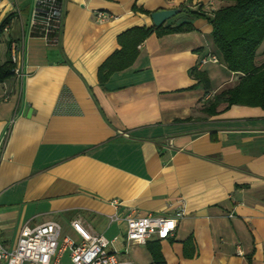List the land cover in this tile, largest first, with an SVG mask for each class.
I'll list each match as a JSON object with an SVG mask.
<instances>
[{
    "label": "crops",
    "instance_id": "0c3cea01",
    "mask_svg": "<svg viewBox=\"0 0 264 264\" xmlns=\"http://www.w3.org/2000/svg\"><path fill=\"white\" fill-rule=\"evenodd\" d=\"M220 4L61 0L52 45L32 30L35 0H0V24L7 20L0 65L10 59L14 41L24 73L0 81L4 245L14 247L24 226L46 221L58 222L61 237L79 242L71 226L77 220L121 257L154 264L146 244L126 245L125 223L109 216L169 215L182 206L174 234L159 240L166 264H264V109L200 112L203 101L237 81L222 62H202L218 53L207 19ZM133 5L180 9L165 25L190 22L194 29L150 34L134 62L102 86L97 69L119 48L117 35L153 25L150 14ZM97 12L107 19L98 22ZM255 59L256 65L264 61V41ZM192 68L206 72L208 89L196 84ZM59 262L70 264L68 250Z\"/></svg>",
    "mask_w": 264,
    "mask_h": 264
},
{
    "label": "trees",
    "instance_id": "16d2710c",
    "mask_svg": "<svg viewBox=\"0 0 264 264\" xmlns=\"http://www.w3.org/2000/svg\"><path fill=\"white\" fill-rule=\"evenodd\" d=\"M221 4L212 11L208 18L211 25L212 43L217 50V57L230 72L238 75L236 83L203 101L200 112L205 117L217 114L232 105L256 106L264 109V61L256 65V52L264 41V0H216ZM133 10L144 14L151 12L133 5ZM193 17H204L199 11L182 8ZM7 20L0 24V37ZM190 22L176 25L163 23L159 26H134L117 35L119 48L110 54L97 69V80L104 85L115 72L128 68L138 54V45L150 34L157 36L173 32L193 30ZM13 64L10 59L0 65V81L12 75ZM190 75L197 85L209 88L205 71L192 68ZM188 120L193 117H188ZM147 250L154 264H166L160 251L159 240L147 241ZM248 261L251 259L248 257Z\"/></svg>",
    "mask_w": 264,
    "mask_h": 264
},
{
    "label": "built area",
    "instance_id": "2783aa9c",
    "mask_svg": "<svg viewBox=\"0 0 264 264\" xmlns=\"http://www.w3.org/2000/svg\"><path fill=\"white\" fill-rule=\"evenodd\" d=\"M107 15L97 12L96 20L102 22ZM61 0H35L31 18L33 32L42 37L47 44L58 42L61 27ZM10 61L13 64L12 75L21 79L24 75L20 64L18 46L14 41L9 45ZM218 63L216 55L208 53L202 62ZM236 73V79H238ZM114 204L116 201H113ZM185 214L182 206L172 214L143 215L127 213L109 216L111 222L122 220L125 223L126 245L130 243L145 244L147 241L167 239L174 234L177 221ZM71 226L78 233L80 240L75 242L71 237H61V226L56 221H46L34 226H24L12 248L0 241V261L5 264H60L59 259L68 250L70 264H134L121 257L115 249H110V241L101 234H92L85 230L77 220Z\"/></svg>",
    "mask_w": 264,
    "mask_h": 264
},
{
    "label": "water",
    "instance_id": "95a60500",
    "mask_svg": "<svg viewBox=\"0 0 264 264\" xmlns=\"http://www.w3.org/2000/svg\"><path fill=\"white\" fill-rule=\"evenodd\" d=\"M180 9L172 8V9H159L156 11H152L150 13V18L152 20V24L154 26H159L165 23L170 18L174 17L178 14Z\"/></svg>",
    "mask_w": 264,
    "mask_h": 264
},
{
    "label": "rangeland",
    "instance_id": "374dc122",
    "mask_svg": "<svg viewBox=\"0 0 264 264\" xmlns=\"http://www.w3.org/2000/svg\"><path fill=\"white\" fill-rule=\"evenodd\" d=\"M172 19V18H171ZM170 21V20H169Z\"/></svg>",
    "mask_w": 264,
    "mask_h": 264
}]
</instances>
